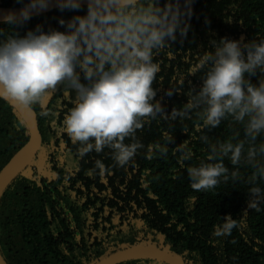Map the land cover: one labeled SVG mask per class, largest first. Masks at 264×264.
<instances>
[{
    "label": "trees",
    "instance_id": "1",
    "mask_svg": "<svg viewBox=\"0 0 264 264\" xmlns=\"http://www.w3.org/2000/svg\"><path fill=\"white\" fill-rule=\"evenodd\" d=\"M0 6L21 5L16 0H0ZM85 13L86 6L79 10L56 8L31 17L22 26L0 22V28L21 36L38 24L45 32L49 28L64 31L60 18ZM188 22L190 28L183 40L178 36L177 41H169L173 55L163 50L153 56L160 63L152 85L156 92L153 99L166 115L186 103L188 91L194 94L202 85L200 73L185 74L182 87L168 95V89L189 68L192 55L210 49L211 42L221 38L242 43L264 39V0H193ZM260 76L257 72L248 79L255 85ZM74 98L75 93L60 84L33 110L41 136L37 154L46 175L38 171L35 162L30 163L0 196V256L5 264H98L141 242L166 250L184 264H264V198L257 200L256 207L248 206L253 188L264 192V178L257 177L246 162L237 166L225 158L227 178L222 177L213 189L195 191L186 171L205 160L208 144L233 135L243 138L240 125L227 119L214 128L196 131L195 112L186 119L149 118L136 131V139L145 146L154 142L163 145L167 132L172 136L167 151L147 159L146 147L139 149L133 160L121 167L114 164L107 147L101 153L77 155L79 144L62 129L63 116ZM202 135L208 136L207 143L200 139ZM28 138L20 114L0 98V171ZM185 140L193 157L182 162L175 148ZM131 142L129 138L124 141ZM97 159L110 172L101 175L95 169ZM233 171L238 173L236 178ZM225 215L236 219L238 226L231 235L214 237V226ZM141 262L149 261L121 264Z\"/></svg>",
    "mask_w": 264,
    "mask_h": 264
},
{
    "label": "clouds",
    "instance_id": "2",
    "mask_svg": "<svg viewBox=\"0 0 264 264\" xmlns=\"http://www.w3.org/2000/svg\"><path fill=\"white\" fill-rule=\"evenodd\" d=\"M53 2L60 11L86 6V13L60 18L64 31L49 28L45 32L38 24L21 36L0 28V98L32 111L63 84L75 93L62 129L79 144L77 155L101 153L107 147L114 164L121 167L128 165L139 149L146 147L147 159L167 151L166 143L172 140L167 132L163 145L154 142L145 146L136 139V131L149 118L186 119L195 112L196 131L230 119L240 125L243 138L233 135L208 144L205 160L186 168L191 188L210 190L222 177L227 178L225 158L237 166L246 162L257 177L264 178V39L242 43L221 38L212 41L210 49L192 55L189 68L168 89V95L182 87L185 74L200 73L202 85L194 94L188 91L186 103L166 115L153 99L156 92L152 85L160 71L153 56L163 50L173 55L169 41L187 35L193 0H16L21 7L0 12V22L22 26ZM257 72L261 76L254 85L248 76ZM126 138L132 142L125 144ZM200 139L208 142L207 135ZM175 151L182 162L193 157L188 140ZM95 169L101 175L110 172L99 159ZM231 175L236 178L238 173ZM249 197L248 206L254 208L264 192L253 188ZM237 226L236 219L225 215L212 235H231Z\"/></svg>",
    "mask_w": 264,
    "mask_h": 264
},
{
    "label": "water",
    "instance_id": "3",
    "mask_svg": "<svg viewBox=\"0 0 264 264\" xmlns=\"http://www.w3.org/2000/svg\"><path fill=\"white\" fill-rule=\"evenodd\" d=\"M20 7L7 8L0 6V12H6L10 9L18 10ZM56 8L57 7L55 6V3L53 2L46 11H41L37 14L32 15V17L41 15ZM3 99L7 101L11 106H13L15 110L20 114L29 130V138L26 144L1 169L0 196L5 188L29 166L31 161L36 156L41 145V136L38 132L36 115L34 111H23L15 106V104L11 100L5 98ZM135 260H157L165 264H184L178 257L170 254L166 250H162L153 246H135L124 248L107 256L98 264H121L124 262ZM0 264H5L1 256Z\"/></svg>",
    "mask_w": 264,
    "mask_h": 264
},
{
    "label": "rangeland",
    "instance_id": "4",
    "mask_svg": "<svg viewBox=\"0 0 264 264\" xmlns=\"http://www.w3.org/2000/svg\"><path fill=\"white\" fill-rule=\"evenodd\" d=\"M40 157L41 156H39V153H38L37 156H36V158H34L31 163L35 162L34 165H38V171H40L41 174L44 173L46 175V172L42 171V168L40 166ZM144 244H146L147 246H150L151 245L150 243L141 242V244H136V245H132V246L133 247H135L137 245L138 246H142ZM151 246H153V245H151ZM128 247H131V246H128ZM148 261H149L148 264H159L158 262H160V261H157V260H148ZM139 264H142V262L139 263Z\"/></svg>",
    "mask_w": 264,
    "mask_h": 264
}]
</instances>
